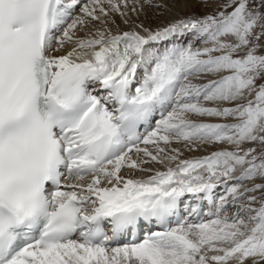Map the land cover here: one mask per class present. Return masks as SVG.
<instances>
[{
  "label": "snow or ice",
  "instance_id": "snow-or-ice-1",
  "mask_svg": "<svg viewBox=\"0 0 264 264\" xmlns=\"http://www.w3.org/2000/svg\"><path fill=\"white\" fill-rule=\"evenodd\" d=\"M178 2L0 0V264H264V0Z\"/></svg>",
  "mask_w": 264,
  "mask_h": 264
},
{
  "label": "rangeland",
  "instance_id": "rangeland-1",
  "mask_svg": "<svg viewBox=\"0 0 264 264\" xmlns=\"http://www.w3.org/2000/svg\"><path fill=\"white\" fill-rule=\"evenodd\" d=\"M216 5L213 3L209 7L205 8L201 4L196 3L195 0H188L187 4H185L184 0H180L173 8L171 12H163L160 13L155 9H149L147 10V16H143V14L140 16V20L144 22L145 25L155 27L157 25H161L164 23H167L169 20L174 19L176 16L179 15H190L192 13H195L197 15H203L205 12H210L213 10V8ZM120 23V21H119ZM121 29H126L127 26L121 24ZM83 35V33H81ZM181 147L182 151L184 152L183 158H194V157H200L203 155L208 154L210 151L218 150L220 146L218 145H209L205 148H202L198 151H188L186 149H183L182 145H174Z\"/></svg>",
  "mask_w": 264,
  "mask_h": 264
},
{
  "label": "bare ground",
  "instance_id": "bare-ground-1",
  "mask_svg": "<svg viewBox=\"0 0 264 264\" xmlns=\"http://www.w3.org/2000/svg\"><path fill=\"white\" fill-rule=\"evenodd\" d=\"M144 16V15H143ZM117 23H119V18H117Z\"/></svg>",
  "mask_w": 264,
  "mask_h": 264
}]
</instances>
